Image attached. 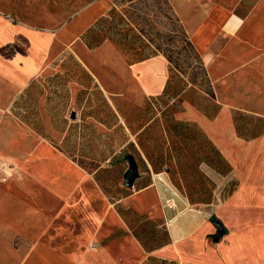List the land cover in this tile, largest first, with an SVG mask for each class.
<instances>
[{
	"label": "rangeland",
	"instance_id": "obj_1",
	"mask_svg": "<svg viewBox=\"0 0 264 264\" xmlns=\"http://www.w3.org/2000/svg\"><path fill=\"white\" fill-rule=\"evenodd\" d=\"M253 1L227 0L226 5L243 16ZM110 5V0H0V55L11 58L16 51L24 52L30 44L29 32L42 44L40 57L34 59L24 82L9 81L0 104V181L41 184L56 193L61 192L55 190L57 186L64 189L74 184L78 187L75 201L84 195L88 209L100 213L92 184L151 248L161 242L166 224L128 196L157 178L207 218L199 230L200 241L183 249L178 244L175 255L169 253L174 259L167 261L264 264V124L251 139L239 137L234 127V135L226 138L222 144L226 149L221 151L196 121L176 117L184 104L206 116L195 105L201 101L199 93L191 88L144 97L141 103L118 94L119 86L96 63L81 38ZM74 42L78 50L81 45L85 50L80 55L76 47L72 51ZM104 42L127 63L113 41L103 38ZM232 59L226 73L229 62L211 69L206 61L214 102L228 110L232 122L237 110L245 115L243 123L252 126L256 119L246 116L264 119V46L245 47L240 59ZM223 154L251 155L233 168ZM132 158L137 176L129 188L122 183V175ZM213 220L223 226L217 240H213ZM118 237L124 238L120 232ZM10 257L0 249V262L13 264ZM154 257L155 264H163L159 263L162 257ZM141 264H148L146 257Z\"/></svg>",
	"mask_w": 264,
	"mask_h": 264
},
{
	"label": "crops",
	"instance_id": "obj_2",
	"mask_svg": "<svg viewBox=\"0 0 264 264\" xmlns=\"http://www.w3.org/2000/svg\"><path fill=\"white\" fill-rule=\"evenodd\" d=\"M168 2L198 49L206 68V61L211 64V69V66L219 68L229 62L224 69L226 73L233 62L232 58L237 56L240 59L245 47L264 46V39H260L264 36V0H254L243 16L227 6V0ZM29 33L30 44L23 49L24 52L16 51L11 58L0 55V104L9 91L8 82L22 84L25 74L34 67V59L40 57L42 44L36 42L37 35L34 32ZM78 39L84 45L81 38ZM75 43L72 44V51H75ZM82 45L79 50L76 47V54L80 55V52L85 51ZM89 54L96 57V63L106 70L114 80V85L119 86L118 94L129 95L135 103H141L145 96L162 92L168 75L167 61L162 54L126 63L105 42L89 51ZM11 67L16 68L11 70ZM91 73L104 90L98 75L93 71ZM176 117L196 121L221 151L226 149L222 145L226 138L235 132L230 113L223 106L218 109L214 118L209 119L184 104V111L176 113ZM250 155L223 154L233 168L239 162L248 160ZM77 188L74 184L64 189L57 186L55 190L61 191L57 194L41 184L24 186L11 180L0 181V249L4 255H11L10 262L141 264L144 261L147 255L144 248L132 235L114 206L102 198L103 194L90 185L93 197L102 208L98 213L88 209L86 202H83L84 195L75 201ZM62 196L64 199L58 203ZM128 197L151 217L163 218L166 224L169 242L154 249L153 255L173 258L169 253L175 255L178 244H182L183 249L200 241L199 230L207 220L203 211L190 206V203L170 189L163 180L153 179ZM169 202L175 204L174 208L167 207ZM183 215L185 216L180 219ZM118 232L125 239L119 238ZM196 234L198 237L194 240Z\"/></svg>",
	"mask_w": 264,
	"mask_h": 264
},
{
	"label": "trees",
	"instance_id": "obj_3",
	"mask_svg": "<svg viewBox=\"0 0 264 264\" xmlns=\"http://www.w3.org/2000/svg\"><path fill=\"white\" fill-rule=\"evenodd\" d=\"M110 1L111 5L105 13L97 17L81 33L87 48L94 50L101 44L103 38H108L126 55L127 63L162 54L167 61L168 75L162 92L157 95L163 97L171 90L176 92L191 88L195 93H199L201 98V101L195 103L197 108L207 117H214L220 106L214 102V90L207 68L168 0ZM127 2L130 3L125 6ZM17 102L18 98L13 101V105ZM232 115L235 131L244 139H251L258 135L264 124L263 118L252 116H246V118L256 119L254 125L243 123L245 115L237 110H234ZM130 145L133 144L130 143ZM133 152L134 150H130V153ZM119 214L123 216L120 211ZM128 227L147 253V263L155 264L157 259L152 254V248L161 246L160 243L164 245L169 242L166 228L161 242L149 248L139 232L131 225ZM159 263L175 264L174 261H167L165 258H161Z\"/></svg>",
	"mask_w": 264,
	"mask_h": 264
},
{
	"label": "water",
	"instance_id": "obj_4",
	"mask_svg": "<svg viewBox=\"0 0 264 264\" xmlns=\"http://www.w3.org/2000/svg\"><path fill=\"white\" fill-rule=\"evenodd\" d=\"M137 176V167L134 159L130 160L129 166L126 168L122 175V183L127 187H132L133 180ZM215 226V232L213 234V240H217L223 232V226L218 220L212 221Z\"/></svg>",
	"mask_w": 264,
	"mask_h": 264
},
{
	"label": "built area",
	"instance_id": "obj_5",
	"mask_svg": "<svg viewBox=\"0 0 264 264\" xmlns=\"http://www.w3.org/2000/svg\"><path fill=\"white\" fill-rule=\"evenodd\" d=\"M3 179H5V177H4ZM167 206H168V207H174L175 204H174L173 202H169V203L167 204Z\"/></svg>",
	"mask_w": 264,
	"mask_h": 264
}]
</instances>
